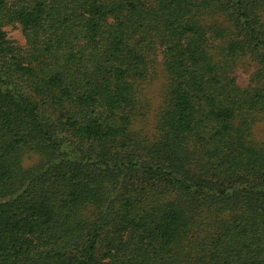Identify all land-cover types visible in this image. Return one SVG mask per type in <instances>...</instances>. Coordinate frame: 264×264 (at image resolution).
<instances>
[{
	"label": "trees",
	"instance_id": "16d2710c",
	"mask_svg": "<svg viewBox=\"0 0 264 264\" xmlns=\"http://www.w3.org/2000/svg\"><path fill=\"white\" fill-rule=\"evenodd\" d=\"M262 122L264 0H0V264H264Z\"/></svg>",
	"mask_w": 264,
	"mask_h": 264
},
{
	"label": "rangeland",
	"instance_id": "374dc122",
	"mask_svg": "<svg viewBox=\"0 0 264 264\" xmlns=\"http://www.w3.org/2000/svg\"><path fill=\"white\" fill-rule=\"evenodd\" d=\"M8 37L14 41L17 46L26 45V37L19 24L8 25L6 27ZM153 65L148 80L142 82L139 86L140 104L136 110V122L134 131L140 138L152 137L157 120L158 113L163 104L164 78L160 55L153 56ZM259 61L252 57L240 63L235 74L243 84L250 82L252 75L259 67ZM256 137L264 139V122L259 123L256 128Z\"/></svg>",
	"mask_w": 264,
	"mask_h": 264
}]
</instances>
